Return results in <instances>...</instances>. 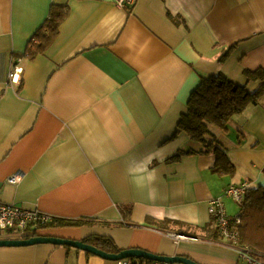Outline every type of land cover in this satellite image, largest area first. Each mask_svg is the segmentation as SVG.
I'll return each instance as SVG.
<instances>
[{
	"label": "crops",
	"instance_id": "0c3cea01",
	"mask_svg": "<svg viewBox=\"0 0 264 264\" xmlns=\"http://www.w3.org/2000/svg\"><path fill=\"white\" fill-rule=\"evenodd\" d=\"M119 1L0 0V200L94 222L41 235L106 236L121 250L245 264L204 231L211 200L231 213L227 188L264 187V97L226 129H210L233 174L216 171V155L201 153L179 123L203 78L245 85L246 71H264V0H136L129 9ZM53 6L68 17L50 48L30 56ZM15 175L21 181L7 183ZM149 220L199 236L182 240ZM0 264L119 263L45 244L0 248Z\"/></svg>",
	"mask_w": 264,
	"mask_h": 264
},
{
	"label": "trees",
	"instance_id": "16d2710c",
	"mask_svg": "<svg viewBox=\"0 0 264 264\" xmlns=\"http://www.w3.org/2000/svg\"><path fill=\"white\" fill-rule=\"evenodd\" d=\"M67 17V7L53 6L51 8L49 18L35 35L37 44H34L30 49V56L43 54L50 48L59 36L60 28ZM244 75L247 80L245 85L235 84L223 74L203 78L201 85L191 95L188 111L182 116L179 123V131L185 132L194 142L202 145L203 151L201 153L216 155L215 170L221 174H233L235 165L231 162L227 151L223 147L210 142L208 139L211 135V127L226 129L234 116L242 114L250 106L258 105L264 97V71L261 69L246 71ZM252 83L258 84L254 91L248 89V86ZM239 207V217L242 219L239 230V246L242 249L246 248L252 259L264 262V187L247 189L245 199ZM92 223L94 222H89L87 219L54 218L51 222L40 226L39 230L83 227ZM147 224L149 227L163 232L165 230L174 232L172 230H175V234L192 236L191 238L199 236L196 231H190V226L187 227L176 221L156 223L149 220ZM129 226L135 225L130 224ZM182 227H187L188 230L182 229ZM204 232L210 239H220L215 221ZM84 242L110 254H119L122 251L111 237L90 236ZM131 261L132 264H135L136 260ZM149 263L153 264L152 262Z\"/></svg>",
	"mask_w": 264,
	"mask_h": 264
},
{
	"label": "built area",
	"instance_id": "2783aa9c",
	"mask_svg": "<svg viewBox=\"0 0 264 264\" xmlns=\"http://www.w3.org/2000/svg\"><path fill=\"white\" fill-rule=\"evenodd\" d=\"M136 0H120L118 6L120 8H131L135 4ZM23 69L20 66H15L10 73V77L13 82L19 83L20 74ZM22 177L15 175L7 179V183L11 185L18 184ZM247 185H234L230 186L225 191V198H230L237 204H242L246 191ZM1 192V191H0ZM209 214L215 221L218 228L219 237L221 241L227 242L232 246L235 251L240 255V260L245 264H264L256 259H252L246 248L239 246L240 238V226L242 225V219L237 217L229 216L226 205L222 199H213L209 203ZM52 217L49 215L42 214L38 211H33L20 207L18 205H10L0 200V239L4 237L10 238H21L24 235H35L40 234L42 231L39 227L52 221ZM179 239H187L184 235H175ZM119 264H132L130 260L120 261ZM163 264V263H155Z\"/></svg>",
	"mask_w": 264,
	"mask_h": 264
},
{
	"label": "water",
	"instance_id": "95a60500",
	"mask_svg": "<svg viewBox=\"0 0 264 264\" xmlns=\"http://www.w3.org/2000/svg\"><path fill=\"white\" fill-rule=\"evenodd\" d=\"M50 244L54 246H66L69 248H74L77 250L85 251L101 257L106 260L120 262L124 260H133L138 259L147 262L153 263H163V264H199L187 256H166V255H157L150 252H147L142 249H127L122 250L119 254H110L105 251H102L92 245L85 243L84 241H75V240H66L57 238L54 236H33L28 239H1L0 248L4 247H28L35 245H45Z\"/></svg>",
	"mask_w": 264,
	"mask_h": 264
},
{
	"label": "rangeland",
	"instance_id": "374dc122",
	"mask_svg": "<svg viewBox=\"0 0 264 264\" xmlns=\"http://www.w3.org/2000/svg\"><path fill=\"white\" fill-rule=\"evenodd\" d=\"M249 189V188H248ZM231 201V200H230ZM233 201V200H232ZM239 205L240 204H237L236 202H232V210H231V213H228L229 215L231 214L232 215V217H237V216H239V213H240V207H239ZM227 211H228V209H227ZM229 212V211H228ZM38 235H41V233L40 234H38V233H36L35 235H24L23 237H21V238H10V237H4L3 239H12V240H16V239H23V238H26V239H28V238H30V237H33V236H38ZM1 240V239H0ZM221 240V239H220ZM131 261V260H130ZM132 262V261H131Z\"/></svg>",
	"mask_w": 264,
	"mask_h": 264
},
{
	"label": "bare ground",
	"instance_id": "6f19581e",
	"mask_svg": "<svg viewBox=\"0 0 264 264\" xmlns=\"http://www.w3.org/2000/svg\"><path fill=\"white\" fill-rule=\"evenodd\" d=\"M43 236H46V235H43ZM185 236V235H184ZM185 237H187V238H189L188 236H185ZM119 263V262H118Z\"/></svg>",
	"mask_w": 264,
	"mask_h": 264
}]
</instances>
